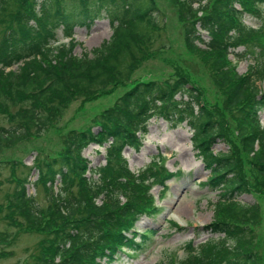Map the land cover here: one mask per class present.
I'll list each match as a JSON object with an SVG mask.
<instances>
[{"label":"trees","instance_id":"obj_1","mask_svg":"<svg viewBox=\"0 0 264 264\" xmlns=\"http://www.w3.org/2000/svg\"><path fill=\"white\" fill-rule=\"evenodd\" d=\"M212 1L181 2L185 41L189 48L212 55L209 59L200 51L212 64L217 85L232 106L238 107V135L257 174L264 177V126L260 125L264 29L244 21L246 15L262 21L264 0H214L211 5ZM7 7L11 8L8 14ZM198 11L206 13L197 16ZM159 12L154 0H0V19L5 23L0 30V112L11 123L0 127V142L11 146L32 133L42 135L77 91L96 94L113 82L128 80L139 60L154 49ZM104 18L113 33L91 52L77 56L73 53L77 43L59 40L60 27L69 34L77 26L90 27ZM198 24L208 32L209 40L197 30ZM240 45L250 50L243 56L255 55V63L247 74L229 77L223 69L225 56L231 47ZM21 62L17 70L6 71ZM190 82L185 75L161 84L139 81L96 117V127L69 131L63 139V153L30 167L39 175L33 185L41 183L48 194L45 202L39 199L38 190L28 192L31 181L27 175L18 180L6 216L13 225L42 233L32 264H106L123 247L136 244L134 223L155 208L145 199L148 190L173 175L154 161L135 178L124 156L125 148H141L149 132L148 120L154 116L176 126L187 121L193 130L192 143L210 169L204 185L219 192L212 203L217 220L211 225L218 236L208 239L218 241L204 244L189 264H264V256L245 239L248 227L233 223L248 208L258 212L257 205L249 206L238 198L249 189L241 161L235 151L215 152L214 146L225 137L222 127ZM94 143L108 144L104 166L92 167L83 154ZM145 232L143 238L152 233ZM142 242L139 247L146 244L145 239Z\"/></svg>","mask_w":264,"mask_h":264},{"label":"rangeland","instance_id":"obj_2","mask_svg":"<svg viewBox=\"0 0 264 264\" xmlns=\"http://www.w3.org/2000/svg\"><path fill=\"white\" fill-rule=\"evenodd\" d=\"M182 1L154 0L160 10L158 18L160 28L156 30L154 49L141 61L139 60L128 80L113 82L96 94L77 91L76 93L79 94L77 96L74 94L66 101V105L63 104L65 106L63 113L58 115L42 135L32 133L11 146L0 142V264H32L40 249L42 233L13 225L6 216L12 191L18 180H22L26 175L31 181L28 184V192L35 194L38 190L39 199L45 202L48 194L41 183L33 185L39 175L37 170H31L30 167L63 153L65 149L63 139L69 131L96 127V117L111 107L137 82L158 81L161 84L177 79L181 75L188 76L191 81L190 86L198 88L201 93V103L205 104L208 112L222 127L221 131L225 137L214 146L215 152L232 150L238 154L249 185L247 192L239 195L238 198L249 206L257 205L255 208L258 212L248 208L247 213H238V220L233 219L235 221L233 223L248 227L245 230L248 237L245 239L251 247L264 256V177L257 174L254 160L244 148L242 139L238 135L240 123L236 112L238 107L232 106L229 96H226L224 89L217 85L215 70L200 51H203L209 59H212V55L204 50H193L186 44L185 22L181 17ZM213 2L214 0L211 5ZM194 6L197 7L198 4L194 3ZM10 10L11 8L7 7L6 13L8 14ZM205 13L198 11L197 16ZM244 18L247 25L264 29V16L262 21L252 15H246ZM4 24L0 19V30L4 28ZM197 30L202 33L205 40H209L208 32L201 30L199 24ZM112 33L107 18L97 20L90 27L77 26L69 34L63 31V27L57 29L60 41L77 43L73 49V53L77 56L99 47L111 37ZM198 45L202 49L207 48L203 43ZM230 49V53L225 56V63H222L226 74L229 77L232 74H247L250 64L255 63V55L250 53L243 56L244 52L250 51L243 45L233 46ZM18 65H22V62L7 68L6 71L17 70ZM184 98L187 99L188 96L185 95ZM194 111L196 113L199 111L197 103ZM260 118V125L263 127L264 109L260 111ZM148 122L149 132L144 136L141 148L124 150L129 170L137 178L140 170L157 161L165 165L173 175L167 178L164 184L156 183L148 190L147 195L150 194L152 200L149 196L145 199L148 203H153L150 206L155 208L150 213L141 214L134 223L135 231L132 232L136 233L134 235L136 244L130 246L132 249L123 247L116 254L115 260L107 261L106 264H189L190 257L200 251L204 244L218 241H208V239L218 236L217 232H212L211 225L217 220L212 203L216 202L219 192L204 185L210 175V169L206 167L199 151L192 143L193 130L186 120L176 126L162 117L154 116ZM1 126H11L5 113L2 112H0ZM107 146L108 144L101 146L94 143L83 151L92 167L107 164L105 160ZM94 178H98V175L95 174ZM58 185L59 182L54 186L55 190ZM121 201L123 203L125 199ZM96 202L102 203L101 199H97ZM256 218H258L257 222H255ZM146 230L152 233L143 238L142 233ZM3 235L8 236L3 238ZM143 239L146 244L139 247ZM136 252H138L136 256H130ZM219 264H227V262H219Z\"/></svg>","mask_w":264,"mask_h":264}]
</instances>
